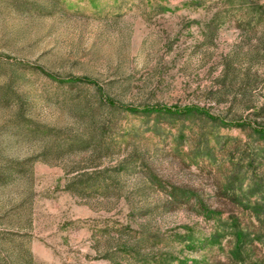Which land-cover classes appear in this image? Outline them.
<instances>
[{
    "label": "rangeland",
    "instance_id": "374dc122",
    "mask_svg": "<svg viewBox=\"0 0 264 264\" xmlns=\"http://www.w3.org/2000/svg\"><path fill=\"white\" fill-rule=\"evenodd\" d=\"M263 130L264 0H0V264H264Z\"/></svg>",
    "mask_w": 264,
    "mask_h": 264
},
{
    "label": "trees",
    "instance_id": "16d2710c",
    "mask_svg": "<svg viewBox=\"0 0 264 264\" xmlns=\"http://www.w3.org/2000/svg\"><path fill=\"white\" fill-rule=\"evenodd\" d=\"M169 194L171 196L169 202H176V201H179V200H191L192 199V195H193L191 190H189V189H179L177 187L173 188L172 191ZM195 200H197V201H194V199H193V203L197 202V206L200 207V209H201L199 212H201L205 216H211L213 214V210L210 209L209 207H206L205 205H203V203L201 202V200L199 198H197Z\"/></svg>",
    "mask_w": 264,
    "mask_h": 264
}]
</instances>
